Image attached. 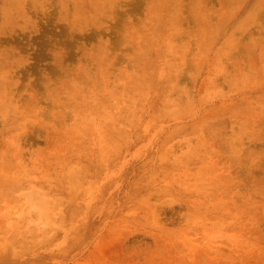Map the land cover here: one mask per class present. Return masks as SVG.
<instances>
[{
  "label": "rangeland",
  "instance_id": "1",
  "mask_svg": "<svg viewBox=\"0 0 264 264\" xmlns=\"http://www.w3.org/2000/svg\"><path fill=\"white\" fill-rule=\"evenodd\" d=\"M0 264H264V0H0Z\"/></svg>",
  "mask_w": 264,
  "mask_h": 264
},
{
  "label": "bare ground",
  "instance_id": "2",
  "mask_svg": "<svg viewBox=\"0 0 264 264\" xmlns=\"http://www.w3.org/2000/svg\"><path fill=\"white\" fill-rule=\"evenodd\" d=\"M39 198H40V199H38V200L42 201V203L40 204V205H41V208H42V207H44L43 205H45V203H44V198H43V196L40 195V194H39ZM30 200H31V198H30ZM27 208L30 209L31 207H30V206H27ZM39 208H40V206H39ZM10 218H11V217H10Z\"/></svg>",
  "mask_w": 264,
  "mask_h": 264
}]
</instances>
